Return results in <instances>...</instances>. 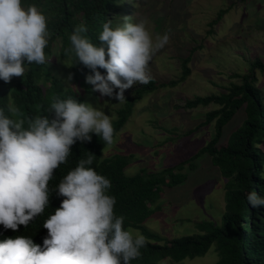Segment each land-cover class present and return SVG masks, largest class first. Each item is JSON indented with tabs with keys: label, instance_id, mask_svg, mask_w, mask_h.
<instances>
[{
	"label": "clouds",
	"instance_id": "clouds-1",
	"mask_svg": "<svg viewBox=\"0 0 264 264\" xmlns=\"http://www.w3.org/2000/svg\"><path fill=\"white\" fill-rule=\"evenodd\" d=\"M129 17L115 27L107 20L98 36L100 43L85 35V24L77 26L66 50L74 53V63L92 69L94 74L85 79L93 91L119 101L126 89L150 81L149 63L170 40L168 33L154 37L146 19L131 22ZM48 36V18L35 4L0 0V80L10 83L13 77L24 76L26 65L49 63ZM48 111L54 116L25 119L13 100L0 106V225L4 229L18 231L43 213L50 203L54 170L67 162L77 140L90 141L94 132L107 144L113 143L109 116L89 102L57 96ZM93 159V155L80 159L52 190L65 198L44 221L48 235L43 246L31 236L0 239V264H131L141 256L146 238L124 228V217L114 211L116 198L108 194L110 179L87 166ZM247 200L257 209L264 205V195L256 191L249 192Z\"/></svg>",
	"mask_w": 264,
	"mask_h": 264
},
{
	"label": "trees",
	"instance_id": "trees-1",
	"mask_svg": "<svg viewBox=\"0 0 264 264\" xmlns=\"http://www.w3.org/2000/svg\"><path fill=\"white\" fill-rule=\"evenodd\" d=\"M23 3L25 6L35 4L48 18L49 44L45 48L46 53L52 57L57 43H60L59 57L71 61L73 72L77 69V75L74 74L82 81L81 85L86 91H93V86L85 79L88 74H94L92 69L82 62L74 63V53L66 51L71 47L70 34L77 26L85 24L88 27L85 35L94 43H100L98 36L103 24L111 19L115 27L123 19L120 12H129L124 0H23ZM226 11V8H222L214 23H218ZM197 47H201V44ZM197 47H192L189 54L181 58L183 70L180 80L191 73L188 64ZM256 69L264 71L263 60L253 61L248 73L233 74L242 77V81L232 82L226 92L199 95L187 100L185 105L188 108L212 103L219 106L209 111L200 124L208 125L216 121V131L204 148L190 160L182 161L177 166L167 167L159 173H149L143 168L134 175H128V155L103 157L108 144L98 134L93 132L90 141L77 140L67 162L54 170V176L49 181L50 203L43 213L27 227L20 225L18 231L4 229L0 225V239L18 235L31 236L43 246L44 238L48 235V229L43 227L44 221L65 198L58 195L57 190H52L63 176L78 165L80 159L93 155V163L87 166L95 168L110 179L108 194L116 198V216L124 217L123 226L126 230L130 227L138 228L146 238L147 243L141 248V256L131 264H163L162 261L168 258L174 262L194 259L205 256L214 244L220 256L215 264H264V205L257 209L247 200V194L251 191L264 195V92L256 84ZM99 70L106 74V69ZM176 83L177 81H172L170 84ZM158 87L157 80L150 79L147 84L137 86L133 96L126 98L124 106L118 109V118L112 123L114 137L131 116L135 104ZM57 96H71L87 102L74 87L66 85L65 78L53 59L47 64L26 65L24 76L13 77L10 83L0 80V106H6L9 99L13 100L21 109V118H35L38 115L53 117L54 112L49 113L48 110L53 98ZM243 106L247 116L243 125L231 134L227 144L219 146L224 126ZM203 153L211 155L213 163L221 168L228 179L223 223L219 225L213 221H203L199 223L198 233L165 239L144 225L154 212L151 204L160 197L164 187H172L185 179L186 175L177 170Z\"/></svg>",
	"mask_w": 264,
	"mask_h": 264
},
{
	"label": "rangeland",
	"instance_id": "rangeland-1",
	"mask_svg": "<svg viewBox=\"0 0 264 264\" xmlns=\"http://www.w3.org/2000/svg\"><path fill=\"white\" fill-rule=\"evenodd\" d=\"M124 4L129 12H120L123 18L120 24L125 22L126 16H130L131 22L146 19L154 37L168 33L170 40L149 63L150 79H156L159 87L135 104L113 143L104 149L103 157L128 155V175L143 168L149 173H159L190 160L215 135L216 121L200 124L209 111L219 106L212 103L188 108L187 100L226 92L232 82L242 81V77L233 74L248 73L253 61H264V0H124ZM222 8L227 11L214 23ZM200 44L201 47H197ZM195 46L188 64L191 73L180 80L181 58ZM59 47L57 43L52 59L66 85L74 87L113 123L118 118V109L142 83L126 89L125 98L120 101L116 97L102 96L99 91H86L76 76L77 69L73 72L72 62L59 57ZM256 74V84L264 92V71L256 69ZM172 81L177 83L171 85ZM246 117L243 106L224 126L219 146L230 141L231 134L243 125ZM177 171L185 174V179L172 187H164L160 197L151 204L154 212L144 225L165 239L198 233L199 223L203 221L222 225L228 179L213 163L211 155L203 153ZM128 230L134 236L142 234L135 227ZM219 257L214 244L205 256L181 262L168 258L162 263L215 264Z\"/></svg>",
	"mask_w": 264,
	"mask_h": 264
}]
</instances>
